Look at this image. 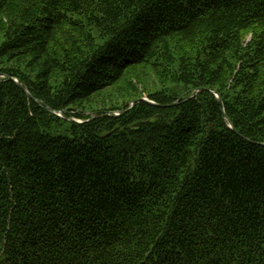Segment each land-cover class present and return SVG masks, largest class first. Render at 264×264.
I'll list each match as a JSON object with an SVG mask.
<instances>
[{
	"label": "trees",
	"instance_id": "trees-1",
	"mask_svg": "<svg viewBox=\"0 0 264 264\" xmlns=\"http://www.w3.org/2000/svg\"><path fill=\"white\" fill-rule=\"evenodd\" d=\"M0 74V264H264V0H0Z\"/></svg>",
	"mask_w": 264,
	"mask_h": 264
},
{
	"label": "water",
	"instance_id": "water-1",
	"mask_svg": "<svg viewBox=\"0 0 264 264\" xmlns=\"http://www.w3.org/2000/svg\"><path fill=\"white\" fill-rule=\"evenodd\" d=\"M0 77H5V78H7V79H11V80L15 81L16 84H17L20 88H22V89L25 91V93L27 94L28 97L32 98V99L35 100L38 104L44 106V107L47 108L48 110H51L49 107H47L46 105H44L42 101H40L39 99L34 98V97H33V96H32V95H31V94H30V93H29V92L23 87V85H22L21 83H19L16 79H13L12 77H10V76H8V75H5V74H0ZM198 91H201V89H199ZM211 93H213L214 96L216 97L217 102H218L219 105L221 106L223 116L226 117L225 112H224V110H223V105H222L221 98L218 96V94H217L216 92L211 91ZM182 97H183V96H181L180 99H181ZM138 101H147V102H149V103H153V104H154L153 101L148 100L146 97H141V98H139L138 100L133 101V102L131 103L130 107L133 106L134 104H136ZM174 103H176V102H174ZM51 111H52V112H55V111H53V110H51ZM102 113H104V112H100V111L93 112V113L90 114V118H89V119H92V118H94V117H97V116L101 115ZM119 113H121V112H116V113H114V115H118ZM105 114H107V115H111L110 112H105ZM58 115H60V112H58ZM228 125H229V127H230L234 132L237 133V131L232 127V125H231L230 123H229Z\"/></svg>",
	"mask_w": 264,
	"mask_h": 264
},
{
	"label": "rangeland",
	"instance_id": "rangeland-1",
	"mask_svg": "<svg viewBox=\"0 0 264 264\" xmlns=\"http://www.w3.org/2000/svg\"><path fill=\"white\" fill-rule=\"evenodd\" d=\"M138 87H139V89L141 90L140 86H138ZM142 97H145V96H142Z\"/></svg>",
	"mask_w": 264,
	"mask_h": 264
}]
</instances>
